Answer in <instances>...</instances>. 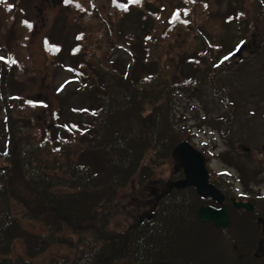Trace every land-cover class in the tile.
Masks as SVG:
<instances>
[{
  "label": "trees",
  "instance_id": "16d2710c",
  "mask_svg": "<svg viewBox=\"0 0 264 264\" xmlns=\"http://www.w3.org/2000/svg\"><path fill=\"white\" fill-rule=\"evenodd\" d=\"M73 1L63 0L65 4ZM146 1L128 0L126 3L136 7L145 5ZM194 2L197 7L199 1ZM195 5L186 9L185 17L181 15L182 10L172 8L170 21L164 22L166 29L161 34H168L170 28L189 29L191 23H196L200 17L197 12L199 8L194 14ZM4 6L8 11L17 8L12 2L4 3ZM114 7L120 13L127 9L121 0H114ZM95 9L97 2L88 0L85 15H91ZM151 15H154L153 11ZM156 15L160 16L158 13ZM237 16L243 18L245 13L241 10ZM29 21L33 22L28 19L22 21L28 29L31 27ZM151 38L145 48L138 47V53L146 55V60L133 63L135 54L125 47L129 61L123 65L114 61L110 63L108 59L104 62L99 56L102 50L108 49L106 45L111 41L109 28L95 36L94 44L90 45L91 49L83 59L93 61L81 62L78 58L80 61L73 70L79 82L84 81L97 93L93 97L100 102L91 113L94 118L89 129L78 124L66 125L71 135L57 131L60 123L54 122L55 126L51 124L40 131L42 141H39L37 129L43 125L35 129L36 119L25 109L30 107L27 104L31 101L20 102L21 97L17 94L6 97L5 82L11 68L2 70L0 95L5 101L9 130L4 151L10 153L4 156L6 163L0 164V264H36L48 252L54 255L43 264H264V228L260 226L261 222L264 223V197L259 195L249 196L256 206L253 211H239L228 203L231 212L244 218L232 219L230 226L234 227L229 228L198 220L197 208L206 199L200 197L193 187L164 190L161 196L157 195L156 200L152 201L155 208L151 213L141 220L135 218V222H130L127 227L122 228L123 223L117 220L125 212L130 214L127 208L131 205V210L135 209L133 201L129 199L132 195L128 194L123 199L122 194L127 192V185H133L134 178L138 180L136 174L139 168L146 167L143 163L146 151H156L159 153L156 154L158 159L164 153L166 156L172 155L174 146L182 138L191 137H184L182 132L186 128L176 130V123L172 122L175 119L167 118L170 107L175 106L171 91L176 85L172 81L181 87L195 82L190 89L194 95H200L201 86L198 84H208L207 80L210 79L215 84L211 89L212 94L219 98L225 110L213 122L214 127L228 140L232 155L238 161L242 156L249 158L244 164L237 162L238 168L244 174H250L253 180L259 177L255 171L264 169L263 159L256 160L259 167L251 169L247 165L254 147L232 133L235 105L222 89L220 78L228 69L236 67L237 59L231 61L232 55L219 61L214 69H210L211 75L204 70L189 79L174 78L172 69L160 64L167 47L163 53L158 47L163 46L160 44L164 41L155 45ZM220 43L225 44L224 41ZM117 45L113 52L122 49ZM83 49L80 41L72 48V53L76 56ZM209 52L210 49H207L206 53ZM144 63L159 67L148 75L143 70ZM181 64L174 69L178 71L180 66L183 68ZM69 65H73L72 61ZM204 109L207 113L211 112L206 106ZM146 111L149 112L144 115ZM17 116L25 121L14 120ZM28 122L34 125H28ZM45 122L51 123L48 120ZM90 130L100 148L96 153L92 151L91 161H84L77 155L78 149L71 145L80 139L82 133ZM55 139L58 141L53 146ZM177 173L178 170L174 180L184 176L182 168ZM138 181L143 184L145 177ZM216 183L221 184L220 180ZM222 184L228 190L229 183L223 180ZM23 221H35L41 225V230L31 233L24 228ZM208 226H213L219 232L216 236L218 240L225 239L223 244L217 239L215 243H203L208 236ZM223 230H228V235L225 232L221 235ZM19 239H23L24 253L17 252ZM225 245L231 246L229 253L223 251ZM54 248L64 249V252L56 253ZM205 252L208 254L202 258L201 254Z\"/></svg>",
  "mask_w": 264,
  "mask_h": 264
},
{
  "label": "rangeland",
  "instance_id": "374dc122",
  "mask_svg": "<svg viewBox=\"0 0 264 264\" xmlns=\"http://www.w3.org/2000/svg\"><path fill=\"white\" fill-rule=\"evenodd\" d=\"M95 1L97 9L88 16L85 15L88 10V0H74L76 5L64 2L62 4L61 0H1L0 57L3 59H0V92L2 70L8 71V68H11L8 71L9 78L5 82L6 97L17 94L16 96L21 97L20 102L31 101L27 105L34 108L25 109L35 117V129L43 125L37 129L39 141H42L40 131L51 124L55 126L54 122L60 123L57 131L65 135L68 133L71 135L70 128L68 130L66 127L68 124H78L82 128L89 129L88 126L94 118L91 113L98 107L100 100L94 98L97 93L84 84V81L79 82L73 69L80 60L93 61L88 58L83 59L91 49L90 45L94 44L95 36L101 34L107 27L111 41L106 45L108 49L99 53L104 62L108 59L110 63L114 61L126 65L129 56L125 47H129L135 54L133 63L146 60V55L142 56L141 52L138 53V47L145 48L149 37L152 36L150 41L155 45L164 41L160 44L163 46L158 47L162 53L167 47L160 64L161 67L171 68L174 78L189 79L204 70L207 71V75H211L210 69H214V65L219 64V61L224 60L225 57H231L239 45L246 40L240 55H233L231 58V61L237 59L236 67L228 69L221 76L220 82L223 85L222 89L235 105L232 133L247 140L248 146L254 147L255 151L251 154L247 165L251 169L259 167L256 160H264V6H262L264 0H196L199 1L197 7L194 0H148L145 5L136 7L127 4L128 0H121L127 7L122 13L114 7V0ZM9 2L17 8L8 11L4 3ZM193 5H195L194 14L196 8H199L197 12L200 17L196 23L192 22L189 29L170 28L168 34H161L166 29L164 22L170 21L172 8L182 10L181 15L185 17L188 8H192ZM241 10L245 13V17L238 18L237 15ZM152 11L154 15H151ZM157 13L160 16H157ZM227 16L230 18H226ZM26 19L33 20V22L29 21L31 22L29 29L22 22ZM80 41L83 44V52L74 56L72 48ZM221 41L225 44L220 43ZM115 44L122 49L113 52ZM207 49H210L209 53H206ZM71 61L72 66L69 65ZM179 64L183 68L180 66L177 71L174 68L179 67ZM157 67H159L157 64L155 66L149 63L143 64V70L148 75L155 72ZM172 82L176 85L171 91L175 106L170 107L167 118L175 119L172 122L176 123V130L186 128L182 135L191 137L185 140L205 155L211 182L220 180L223 187L215 184L223 192L229 193L238 200L258 195V191L260 195L264 194V169L255 171L259 176L255 180L250 179V174L241 172L237 162L244 164L249 158L242 156L238 161L232 155L233 151L228 140L222 137L217 127H214L213 122L225 111L219 98L212 94L211 89L215 84L210 79L207 80L208 84L199 83L202 93L194 95L190 88L194 87L195 82L187 87ZM4 103L0 95V164L6 163L4 156L10 153L4 151L9 131ZM205 106L211 112L207 113ZM148 112L146 111L144 115ZM18 119L25 121L18 116L14 117V120ZM45 120L51 123H46ZM28 125L34 123L28 122ZM162 137H165L164 133ZM57 141L58 139L53 141V146ZM71 146L78 149L77 155L84 161H91L92 151L96 153L100 148V144L92 137L91 130L82 133L80 139ZM146 152L143 161L146 167L139 168L136 174L138 180L145 177L144 183L134 178L133 185H127V192L122 194L123 199L131 194L132 198L129 199L133 201L135 207L132 211L131 205L127 208L130 214L125 212L117 217V220L123 223L122 228L127 227L130 222H135V218L141 220L147 217L152 208H155L152 201L168 188L177 170L178 173L180 171L173 150L172 155L166 156L164 153L159 159L156 157V154H159L156 151ZM223 180L229 183L228 190L222 184ZM202 204L221 206V203L210 198ZM230 215L232 219L244 220L237 217L234 211H230ZM250 218L256 222L253 216ZM23 225L31 233L41 230V225L35 221H23ZM260 226L264 228V223L261 222ZM224 232L228 235V230H223L221 235ZM218 234L213 226H208V236L203 243H215L218 239L214 238H217ZM22 242L23 239L17 241V252L24 253ZM218 242L223 244L225 239ZM54 250L56 253L64 252V249L54 248ZM223 251L229 253L231 246H223ZM207 254L205 252L201 257L205 258ZM53 255V252L46 253L36 264H43Z\"/></svg>",
  "mask_w": 264,
  "mask_h": 264
},
{
  "label": "water",
  "instance_id": "95a60500",
  "mask_svg": "<svg viewBox=\"0 0 264 264\" xmlns=\"http://www.w3.org/2000/svg\"><path fill=\"white\" fill-rule=\"evenodd\" d=\"M244 45L235 51V55H240ZM173 155L177 158L179 165L183 168L185 177L169 183V189L173 187L183 189L193 186L199 195L212 197L219 202H223L225 195L209 181V172L206 165V158L187 140L179 142L173 149ZM237 208H247L253 210L255 206L251 202L236 201ZM198 218L203 222L213 221L217 226H228L230 218L226 205L221 208L213 206H200L197 210Z\"/></svg>",
  "mask_w": 264,
  "mask_h": 264
},
{
  "label": "snow or ice",
  "instance_id": "6c2138e0",
  "mask_svg": "<svg viewBox=\"0 0 264 264\" xmlns=\"http://www.w3.org/2000/svg\"><path fill=\"white\" fill-rule=\"evenodd\" d=\"M66 2H67V0H66ZM228 57H225V59H227ZM0 59H3V57H0Z\"/></svg>",
  "mask_w": 264,
  "mask_h": 264
},
{
  "label": "bare ground",
  "instance_id": "6f19581e",
  "mask_svg": "<svg viewBox=\"0 0 264 264\" xmlns=\"http://www.w3.org/2000/svg\"><path fill=\"white\" fill-rule=\"evenodd\" d=\"M213 238V237H212ZM214 239H217V238H214Z\"/></svg>",
  "mask_w": 264,
  "mask_h": 264
}]
</instances>
